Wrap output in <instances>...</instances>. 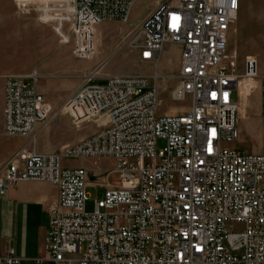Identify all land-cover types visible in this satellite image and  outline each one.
<instances>
[{
  "label": "built area",
  "instance_id": "1",
  "mask_svg": "<svg viewBox=\"0 0 264 264\" xmlns=\"http://www.w3.org/2000/svg\"><path fill=\"white\" fill-rule=\"evenodd\" d=\"M137 2L70 0V32L60 33L61 45H70L76 60L102 58V24L128 23ZM154 5L132 46L155 73L109 75L103 84H92L108 60L100 61L62 111L75 128L105 118L103 129L54 154L20 149L4 168L0 194L22 181L57 189L46 240L52 264H264V76L258 75L255 57H247L244 73L237 74V53L227 54L241 0ZM167 43L181 49L178 74L165 77L178 83L173 99L190 98L191 105L183 114L158 116V69ZM39 78L37 71L8 77L3 111L8 137L31 141L50 120V107L36 86ZM252 81L261 94L257 155L237 146L243 107L234 94L242 82ZM100 158L115 160L119 181L88 212L87 169L64 167L63 160ZM0 264L21 259L10 249Z\"/></svg>",
  "mask_w": 264,
  "mask_h": 264
},
{
  "label": "rangeland",
  "instance_id": "2",
  "mask_svg": "<svg viewBox=\"0 0 264 264\" xmlns=\"http://www.w3.org/2000/svg\"><path fill=\"white\" fill-rule=\"evenodd\" d=\"M27 1V0H26ZM30 4L22 5L18 0H0V61L6 56L11 63L14 58L15 74L18 77L29 76L37 71L39 79L36 86L43 93L48 104L52 106L50 120L45 126H50V132L43 141L44 146H61L58 152L72 147V140L87 133L94 123L81 128H75L68 117L60 114L62 107L72 94L85 81V76L96 71L100 61L108 60L103 69L98 72V79L92 84H103L106 76H152L155 67L135 59L137 48L132 46L137 33L134 24L145 15L149 16L155 10L156 1L169 0H138L128 23H103L101 42L103 56L100 59L76 60L72 55L70 45H61L60 33L63 37L70 32V0H28ZM48 1L50 4H48ZM45 6H47L45 8ZM128 35H133L125 44ZM5 36V38H3ZM9 38H8V37ZM138 37V36H137ZM10 41V47L5 46ZM5 42V45H4ZM135 43V42H134ZM120 46V47H119ZM14 47V48H13ZM237 53L236 73L242 75L245 71V59L255 57L258 61V75L264 76V0H241L237 20L229 31V57ZM181 49L178 45H164L159 65L160 99L158 116L183 114L191 105L190 98L175 101L173 92L178 83L175 79L165 78L175 76L180 70ZM228 67V62L223 64ZM28 84L33 81L28 80ZM234 99L243 107L238 128L241 140L237 146L251 154L257 155L262 149V124L260 119L261 94L257 81L242 82ZM60 114V115H59ZM69 123V124H68ZM63 165L70 169L86 168L93 185L88 186L90 200L87 211L94 210L95 201L103 199L105 189L95 183L107 181L115 184L119 175L114 173L116 162L112 158L65 159ZM86 251V245L81 252Z\"/></svg>",
  "mask_w": 264,
  "mask_h": 264
},
{
  "label": "crops",
  "instance_id": "3",
  "mask_svg": "<svg viewBox=\"0 0 264 264\" xmlns=\"http://www.w3.org/2000/svg\"><path fill=\"white\" fill-rule=\"evenodd\" d=\"M147 17L145 15L134 24L137 36H140V25ZM5 46L9 48L10 41H7ZM6 58L5 56L0 61V178H3V171L8 161L20 149L32 146L36 153L49 155L58 153L61 150L60 147L64 145L44 146L43 141L46 139L51 128L50 126H45V124L38 126L31 141L11 138L5 134L3 113L5 85L8 77L16 76L14 58H12L11 63L9 58ZM135 59H138V52L135 53ZM38 91L41 94L43 93L39 89ZM47 105L52 109L50 104L47 103ZM65 117L67 118L64 115L62 118H58V120H62ZM67 119V122H69L70 119ZM105 122V118L94 122L87 129L88 131L85 135L76 140L69 141L71 142L70 145L73 147L95 135L103 129ZM117 183L118 181L115 184ZM93 184L92 178L88 176V185L92 186ZM115 184L105 180L95 183V185H100L104 189L112 187ZM57 198L58 193L55 187L49 183L38 181L19 182L12 188L6 189L3 194H0V257H4L10 249H13L15 254L21 259V264H35L37 261H41V264H52L48 261L46 240L50 222L49 209L56 203Z\"/></svg>",
  "mask_w": 264,
  "mask_h": 264
},
{
  "label": "bare ground",
  "instance_id": "4",
  "mask_svg": "<svg viewBox=\"0 0 264 264\" xmlns=\"http://www.w3.org/2000/svg\"><path fill=\"white\" fill-rule=\"evenodd\" d=\"M61 112V111H60ZM63 112V111H62Z\"/></svg>",
  "mask_w": 264,
  "mask_h": 264
}]
</instances>
